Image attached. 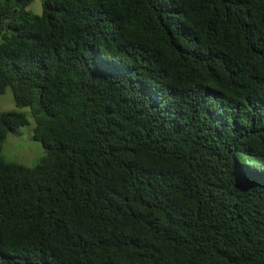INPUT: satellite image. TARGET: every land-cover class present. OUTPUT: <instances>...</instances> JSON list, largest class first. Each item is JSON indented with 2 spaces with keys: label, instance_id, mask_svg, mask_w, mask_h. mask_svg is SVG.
Instances as JSON below:
<instances>
[{
  "label": "trees",
  "instance_id": "obj_1",
  "mask_svg": "<svg viewBox=\"0 0 264 264\" xmlns=\"http://www.w3.org/2000/svg\"><path fill=\"white\" fill-rule=\"evenodd\" d=\"M0 0V264H264V0Z\"/></svg>",
  "mask_w": 264,
  "mask_h": 264
},
{
  "label": "rangeland",
  "instance_id": "obj_2",
  "mask_svg": "<svg viewBox=\"0 0 264 264\" xmlns=\"http://www.w3.org/2000/svg\"><path fill=\"white\" fill-rule=\"evenodd\" d=\"M27 9L34 14H42V0H33ZM13 110L25 113L29 124L20 127L16 133L7 134L2 146L1 155L6 161L33 167L44 157L42 144L33 138L34 118L29 108H17L14 105L12 92L10 89H7L0 96V112Z\"/></svg>",
  "mask_w": 264,
  "mask_h": 264
}]
</instances>
